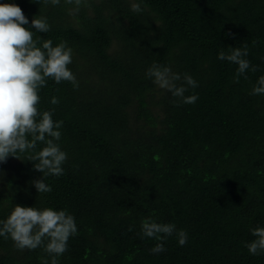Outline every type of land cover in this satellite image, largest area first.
Returning a JSON list of instances; mask_svg holds the SVG:
<instances>
[{"label": "trees", "instance_id": "trees-1", "mask_svg": "<svg viewBox=\"0 0 264 264\" xmlns=\"http://www.w3.org/2000/svg\"><path fill=\"white\" fill-rule=\"evenodd\" d=\"M0 3L22 9L34 39L67 41L79 82L74 90L49 79L39 92V110L63 121L64 174L47 177L52 191L38 194L31 182L42 173L30 153L8 157L0 220L16 205L67 209L78 234L59 264H264L245 247L250 228L264 227V96L250 95L264 75V0H87L78 12L65 0ZM34 17H46L50 31L35 32ZM245 44L258 71L237 83V65L217 56ZM153 63L191 75L198 87L185 95L198 100L174 106L145 75ZM148 217L186 231L187 244L173 234L152 254L157 241L141 236ZM41 257L0 237V264Z\"/></svg>", "mask_w": 264, "mask_h": 264}, {"label": "clouds", "instance_id": "clouds-1", "mask_svg": "<svg viewBox=\"0 0 264 264\" xmlns=\"http://www.w3.org/2000/svg\"><path fill=\"white\" fill-rule=\"evenodd\" d=\"M35 2L40 3V0ZM44 3L58 6L61 0H44ZM65 3L74 5V12L87 6V0H65ZM131 10L141 13L143 8L140 3H133ZM28 24V18L18 5L0 3V163L6 162L8 157L20 159L18 154L30 153L27 159L33 170L42 173V178L31 183L38 194H43L52 191L46 178L62 176L68 157L59 144L63 121L53 119L55 109L39 110V92L49 79L56 84L70 82L74 90H78L79 82L68 67L72 63L73 50L67 41L53 46L51 39L36 40L33 31L24 27ZM31 27L38 33L50 31L46 17H34ZM229 49L228 52L220 51L217 58L237 65L234 82L238 83L242 76L248 79L249 70L258 71L257 66L246 59V44ZM145 75L159 88L171 93L174 106L194 104L199 98L198 95H185L189 88L198 87L197 81L187 73H175L168 66L153 63ZM250 95L264 96V75L257 79ZM59 102L55 96L50 101L53 105ZM38 145L43 147L37 150ZM250 233L254 239L245 244L249 254L264 255V227L250 228ZM77 234L75 217L67 209L16 205L5 220H0V237L10 238L20 251L42 249L46 257L40 258L41 264H59V257L68 251L69 239ZM173 234L179 246L187 244L188 233L177 230L173 223L157 222L152 217L141 222V236L157 241L150 249L152 254L166 251L165 241Z\"/></svg>", "mask_w": 264, "mask_h": 264}]
</instances>
